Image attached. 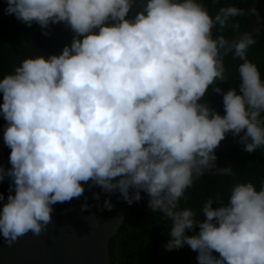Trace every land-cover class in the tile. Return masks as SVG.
<instances>
[{"label": "clouds", "instance_id": "1", "mask_svg": "<svg viewBox=\"0 0 264 264\" xmlns=\"http://www.w3.org/2000/svg\"><path fill=\"white\" fill-rule=\"evenodd\" d=\"M6 3V14L44 35L60 23L74 33L59 54L25 58L0 79L11 149L10 167L0 164V183L10 181L7 197L0 192L7 245L45 232L54 205L79 199L87 184L119 191L129 205L146 192L149 208L171 221L166 251L188 246L198 264H264V184H235L226 204L206 200L203 220L180 208L228 134L246 153L264 147V80L247 59L255 39L223 35L239 31L232 20L245 10L221 7L213 17L199 0H147L130 16L136 0ZM229 52L243 63L239 89L225 92L217 81H227ZM213 85L224 114L202 102ZM112 207L110 198L102 205Z\"/></svg>", "mask_w": 264, "mask_h": 264}, {"label": "trees", "instance_id": "2", "mask_svg": "<svg viewBox=\"0 0 264 264\" xmlns=\"http://www.w3.org/2000/svg\"><path fill=\"white\" fill-rule=\"evenodd\" d=\"M215 17L221 7L236 6L245 10L246 14L233 18L232 22H238L239 31L228 27L224 29L223 35L226 39L251 30L248 11L256 2L264 3V0H199ZM7 7L6 0H0V79L14 71V56L18 44L39 24L33 23L31 27L17 20L15 15H8L4 11ZM254 14L258 21V33L254 37L255 43L248 49L247 59L257 66L261 79L264 80V9L256 7ZM49 35H44V30H38L24 47L21 60L39 55L59 54L64 46L71 43L74 33L64 24H54L48 29ZM214 36L220 33L213 29ZM243 61L233 59V53L224 56L225 75L227 81L217 83L228 91L230 88L239 89L240 77L238 73L239 64ZM210 86L208 93L202 102H209L218 112L224 114L223 97L212 91ZM0 104H2V93H0ZM264 119V113L261 114ZM7 122L0 115V142H3L4 129ZM231 134H228L221 145L216 149L217 162L222 166L232 164V169L241 183H252L257 190L264 184V147L257 149L255 153H246L243 146ZM235 182L228 175L208 174L193 182V186L187 189L185 195L188 199H181L180 208H190L197 213L199 219L205 217L201 213L203 203L208 199L214 201L219 198L223 203L228 198ZM90 207L102 218L106 208L102 205L108 199L107 193L97 188H92ZM94 193H100V199L94 198ZM214 202L213 207H219ZM201 213V214H200ZM171 221L162 213H154L148 206V200L141 199L128 206L123 226L110 240L111 264H198L197 253L188 246L173 251H166L165 245L170 239ZM195 231H198L196 229ZM188 234H194L189 231ZM218 255V254H217Z\"/></svg>", "mask_w": 264, "mask_h": 264}, {"label": "water", "instance_id": "3", "mask_svg": "<svg viewBox=\"0 0 264 264\" xmlns=\"http://www.w3.org/2000/svg\"><path fill=\"white\" fill-rule=\"evenodd\" d=\"M146 3L147 0H136L130 16L142 10ZM256 7L264 9V3L256 2L249 8L251 30L241 32L229 40H237L244 33H250L253 37L257 35L258 21L253 11ZM40 29L41 26L38 25L18 44L14 56V69L21 62L24 47ZM10 151L4 142H0V164L6 167H10ZM208 174L228 175L235 184L241 183L232 169V164L222 166L216 160L214 167L204 173ZM9 183L8 179L0 183V192L5 198ZM92 188L97 187H89L86 184L85 192L79 199L74 198L54 205L53 222L41 235L34 236L28 233L11 247L0 237V264H111L110 240L123 226L129 204L121 198L119 191L107 193L113 207L110 210L106 209L103 217L99 218L90 207ZM141 196L142 199L149 201L146 192L142 191ZM85 203L88 205L87 209L82 208Z\"/></svg>", "mask_w": 264, "mask_h": 264}]
</instances>
